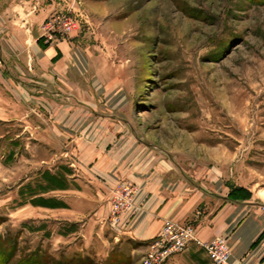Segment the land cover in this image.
Listing matches in <instances>:
<instances>
[{
	"label": "rangeland",
	"instance_id": "374dc122",
	"mask_svg": "<svg viewBox=\"0 0 264 264\" xmlns=\"http://www.w3.org/2000/svg\"><path fill=\"white\" fill-rule=\"evenodd\" d=\"M1 2L30 34L51 14L81 12L79 28L54 40L76 47L70 61L85 81L74 94L55 87L53 101L31 90L12 108L0 96V264H143L162 227L127 237L119 220L132 207L111 212L118 183L103 195L87 187L86 153L54 146L53 128H109L102 141L114 160L166 161L192 184L235 179L264 203V0ZM71 173L81 191L72 207L69 192L51 191Z\"/></svg>",
	"mask_w": 264,
	"mask_h": 264
},
{
	"label": "crops",
	"instance_id": "0c3cea01",
	"mask_svg": "<svg viewBox=\"0 0 264 264\" xmlns=\"http://www.w3.org/2000/svg\"><path fill=\"white\" fill-rule=\"evenodd\" d=\"M1 1L0 5L3 4ZM8 11L6 7L5 14H0L6 25L5 29L0 30V84L5 87H0V96L4 95L3 99L13 108L15 101L19 102L25 93L30 95L31 90L40 93L32 94L35 98L51 101L55 87L67 94H74L75 88L85 81L78 62L70 61L77 53L76 47L65 39H52L45 43L37 39L40 35L38 31L30 34L28 29L12 27L9 23L13 20ZM69 98L74 99L72 96ZM63 106L67 116L71 115L70 106L66 103ZM12 111L7 112L9 116ZM107 130L109 128H53V144L66 143L73 150L86 153L81 164H86L93 172L86 178L89 183L87 187L93 186L97 195L106 194L114 183L127 182L135 187L132 208L119 220L121 225L131 226L126 229L129 231L127 237L144 240L154 236L156 232L145 231L149 223L157 231L164 220L189 222L195 227L198 239L223 237L232 264H264V203L255 199L251 187L228 177L204 174L201 179L191 180L192 184L177 174L166 161L159 168L157 160L152 162L151 158H139L127 163L118 160L119 157L125 160L118 155L114 160L108 154V144L104 145L102 141L107 138ZM76 176L80 177L71 173L69 183L50 189L69 192L64 202L70 207L79 198L77 193L81 192L74 185L79 180ZM236 186L246 190L234 189ZM135 226L141 229L140 234L134 232ZM165 264L211 263L205 252L192 243Z\"/></svg>",
	"mask_w": 264,
	"mask_h": 264
},
{
	"label": "built area",
	"instance_id": "2783aa9c",
	"mask_svg": "<svg viewBox=\"0 0 264 264\" xmlns=\"http://www.w3.org/2000/svg\"><path fill=\"white\" fill-rule=\"evenodd\" d=\"M73 15L54 13L41 23L42 32L39 38L47 43L57 36H65L79 28L81 12ZM85 21V20H84ZM135 187L127 182H120L111 190V212L115 219H119L121 212L132 204ZM191 243L201 248L211 264H232L226 240L221 236H214L207 240L198 239L193 224L165 220L160 232L150 242L143 264H164L176 254L184 251Z\"/></svg>",
	"mask_w": 264,
	"mask_h": 264
}]
</instances>
